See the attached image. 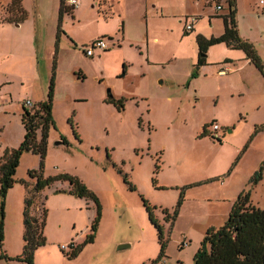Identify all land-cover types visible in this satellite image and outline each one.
I'll return each instance as SVG.
<instances>
[{
  "label": "rangeland",
  "instance_id": "obj_1",
  "mask_svg": "<svg viewBox=\"0 0 264 264\" xmlns=\"http://www.w3.org/2000/svg\"><path fill=\"white\" fill-rule=\"evenodd\" d=\"M106 1L118 11L113 9L111 19L104 16ZM106 1L100 0L102 10L99 0H83L79 19L66 13L58 41V10L53 13L38 7L36 0H24L26 29L18 27L19 22L8 27L1 20L10 16L6 7L11 0H0V156L22 142L23 103L45 100L53 75L55 123L43 162L32 152L21 156L16 182L5 201L0 264H26L5 257L23 252L26 199L37 181L31 170H41L45 177L65 173L78 177L101 206L94 242L70 259L61 247L85 241L98 214L97 203L70 193L68 182L57 181L36 194L32 213L40 216L43 206L48 209L47 243L36 251V264H194L206 231L226 222L242 190H250L251 202L264 209V173L256 185L249 182L264 163V133L250 141L256 124L264 122V74L253 62L244 64L237 57L247 59L242 49L224 43L209 47L203 69L197 64L196 37L224 32L228 0H218L223 5L220 11L216 3L204 0L150 2L168 5V14L187 11L200 20L181 42L177 19L151 17V34L162 41L156 44L150 37L149 45L144 40L143 12L150 0ZM44 4L55 5L54 0ZM236 8L239 34L254 45L264 64V5L259 0H236ZM119 13L125 16L120 25L123 20L125 43L130 44L114 53L118 47L112 46L105 51L106 60L94 62L84 52L86 40L116 32ZM31 23L36 28V54L31 58L26 51L6 52ZM228 54L235 56L231 64L239 69L221 75L219 69L225 66L219 63ZM195 70L199 74L193 77ZM110 95L116 100L123 97V107L109 103ZM214 122L222 127L221 142L211 133ZM143 199L157 207L155 216L164 225L167 247L161 258L158 230Z\"/></svg>",
  "mask_w": 264,
  "mask_h": 264
},
{
  "label": "trees",
  "instance_id": "obj_2",
  "mask_svg": "<svg viewBox=\"0 0 264 264\" xmlns=\"http://www.w3.org/2000/svg\"><path fill=\"white\" fill-rule=\"evenodd\" d=\"M230 5V13L224 16L225 29L222 35L205 37L198 34L196 37L199 46V54L197 64L201 67L207 64V52L209 47L224 43L233 49H242L247 58L255 64V66L264 74V64L259 57L254 45L240 36L235 20L237 12L236 0H228ZM10 16L3 20L9 22H22L26 18V10L23 7V0H12L6 7ZM74 6H69L67 0H61L59 10L58 25V41L62 30L63 17L66 13H73ZM122 31V30H121ZM191 32V31H190ZM190 32H185L188 35ZM126 74V71L123 75ZM199 74L197 70L192 73L195 77ZM54 97V75L51 78L50 91L48 97L41 102L34 104L33 108H27L23 105L22 123L25 128V134L22 142L17 148H6L0 156V247L5 239V201L10 188L16 182L15 174L20 164L21 156L24 152H32L42 157V162L47 154L48 136L50 129L55 125L53 119V99ZM109 103H114L118 107H123L124 98L115 99L109 96ZM118 102V103H117ZM72 125L74 123L72 120ZM217 123V122H214ZM75 130V129H74ZM204 135L206 128L204 127ZM264 131V125L256 126L254 133L251 135L250 141L259 132ZM40 132V137H39ZM222 138V137H221ZM219 139V138H217ZM221 142L222 140L219 139ZM238 156L240 159L242 153ZM237 163V162H236ZM264 173V163L255 171L250 178V184L256 185L262 178ZM230 174V172H228ZM30 176L37 179L32 193L26 199V207L24 211V247L21 255L15 258L26 264H34L35 252L47 243L45 228L47 224L48 209L43 206L40 216L32 213V209L36 203V194L41 193L46 187L51 186L57 181L68 182L70 184V193L79 197H91L98 206V214L92 224V232L87 236L85 241L80 244L70 243L71 250L64 251L66 255L72 259L77 257L86 246L95 240L98 226L101 220V206L97 197L89 191L84 182L76 176L68 173L56 176L45 177L43 172L31 170ZM220 176L217 177L219 179ZM155 182V181H154ZM192 186V185H189ZM184 199V192L179 200L177 208L180 209ZM149 219L158 230V238L161 244L160 257L165 255L167 240L165 238L164 225L155 216L156 206H152L146 199H143ZM167 221L171 217L168 210H164ZM173 217L178 216V209L173 212ZM173 218V219H174ZM174 219V220H175ZM0 257H3L2 255ZM154 261L152 264H155ZM194 264H264V209L254 205L251 202L250 190L244 189L234 201L228 219L219 226L208 228L201 242L200 248L194 255Z\"/></svg>",
  "mask_w": 264,
  "mask_h": 264
},
{
  "label": "crops",
  "instance_id": "obj_3",
  "mask_svg": "<svg viewBox=\"0 0 264 264\" xmlns=\"http://www.w3.org/2000/svg\"><path fill=\"white\" fill-rule=\"evenodd\" d=\"M12 1V0H11ZM37 1V6L38 7H40L41 9H43L44 8V6H45V9L47 10V9H49V8H51V10L53 11V13H56V10H58V13H59V10H60V3H61V0H59V2L60 3H57V6H56V0H54V6L52 5L51 7H50V5L48 4H44V0H36ZM103 1H106V0H103ZM146 1H148V0H146ZM154 0H150V1H148V3H147V5H146V8L144 9V12H143V14H145V16H146V19H147V27H146V31H145V33H144V40H147V45H149V40H150V37H152V42L153 43H156V44H159L160 43V41H162V37L161 38H159L158 36H156L155 34L152 36V34H151V31H150V29H151V26H150V19H151V17L152 18H156V17H158V18H160V19H163V20H168L169 18H174V19H177V22H178V24H180V25H182V30H183V32H182V30H181V28L179 29V33H178V36L180 37V41L182 42V41H184L185 40V38H187V37H189L191 34H188V35H186L185 34V32H188V31H186L185 30V23H186V19H187V17L189 16L188 14L190 13V12H182L181 10H179V12H177V11H174V12H172V13H170V14H168V12L165 10L166 8H168V5H166L165 7L161 4V2H157V4L156 5H150V2H153ZM11 3V2H10ZM106 3H107V1H106ZM212 4L211 3V1H209V0H204V4ZM9 4V3H8ZM23 4H24V0H23ZM44 4V5H43ZM67 4H68V1H67ZM183 4V6L185 5V3L183 2L182 3ZM69 5V4H68ZM99 5H100V7H101V9L102 10H104V8H106V11H103L104 12V16H105V18L106 19H111L112 18V16H113V14H115L116 12L115 11H113V9H115V7H114V5L113 4H109V3H107V4H105V5H107V7H104V8H102V5H101V2H100V0H99ZM104 5V6H105ZM70 6V5H69ZM82 6H83V0H79V4L75 7V9L73 10V13H72V15H73V17H76V18H80V10H81V8H82ZM223 6V5H222ZM24 7V6H23ZM56 7V8H55ZM25 9V8H24ZM56 9V10H55ZM152 9H154V11H152ZM54 10H55V12H54ZM116 10V9H115ZM117 11V10H116ZM151 12V13H150ZM42 13H43V15H45L46 14V11L44 12V10H42ZM117 13H118V11H117ZM199 17H200V14L199 13H196ZM185 15H187V16H185ZM65 16V15H64ZM213 17H214V15L212 14V13H210L209 14V21L211 22L212 20H213ZM117 18H118V21H117V27H119V25H120V22H121V19H123V18H125V16L124 15H122L121 13H119L118 15H117ZM200 20V19H199ZM63 21H64V17H63ZM1 22L3 23V24H5L6 26H8V27H10V25L11 24H13V23H15V22H9V21H4V20H1ZM163 22H166V21H163ZM199 22V21H198ZM20 23V25L18 26V27H20L21 29H26L25 28V22L24 21H22V22H19ZM124 24H125V22H124ZM124 24H123V20H122V23H121V25H120V28L119 29H117L116 30V32H110V33H107V34H103V35H101V36H98V37H90V38H88L86 41H89L88 43H86L85 42V44H84V46L85 45H87V44H89V43H91L93 40H95V39H98V38H108L109 39V41H108V44H109V49L112 47V46H117L118 48L117 49H113L112 51H111V53H114V52H117V51H119V49L120 48H124V46H126V45H128V44H130V40H127V43H125V38H124V34L126 33V32H122L121 30H123V26H124ZM58 25H59V19H58ZM62 25H63V22H62ZM197 25H198V23H196V25H195V27H194V30L193 31H195V29H196V27H197ZM164 28H165V30L167 31V32H169L170 31V28H169V26L168 25H165L164 26ZM62 30H63V28H62ZM64 31V30H63ZM202 34V33H201ZM223 34V33H222ZM221 34V35H222ZM57 35H58V33H57ZM213 36H215V35H213ZM35 37H36V28L34 27V24L33 23H31V25H29V27L27 28V30H26V33L25 34H22V35H20V36H18V37H16V40H15V42H13V44L14 45H10L9 44V46H7L5 49H6V52H9V48H10V51H12V52H15V53H19L20 51H26L27 52V54H28V57H33L34 56V54H36L35 53ZM215 37H217V36H215ZM57 38V37H56ZM242 38H244V39H247V37H242ZM248 40V39H247ZM249 41V40H248ZM57 45V44H56ZM108 50V49H107ZM105 51L106 50H99V51H96L95 52V55L92 57V58H95V60H94V62H103V60H106V59H104V57H106V53H105ZM150 51V50H149ZM208 52H209V50H208ZM258 53V52H257ZM6 55H12V54H5V56ZM259 55V54H258ZM232 57H235V56H232V55H230V54H228V56H225L224 57V60H223V62H220L219 63V66H225V67H228L229 68V71H231V72H236L239 68L238 67H235L234 65H232L231 63L232 62H234V61H236L237 59L236 58H232ZM237 57H239V59L240 60H243L244 61V64H249V61H250V59H246V60H244L245 59V55H238ZM260 57V56H259ZM261 58V57H260ZM127 60V59H126ZM198 60V59H197ZM124 65H126V64H124ZM205 67V65H203V66H201L200 67V69H203ZM228 71V72H229ZM5 83H7V82H4V84ZM41 101H44V100H40L39 102H41ZM259 125H264V122L263 123H258V124H256V126H259ZM222 128V127H221ZM264 133V131H259L258 133H257V135L255 136V138L258 136V135H260V134H263ZM254 138V139H255ZM253 186V185H252ZM243 191V190H242ZM234 203V202H233ZM233 203H232V205H233ZM232 208V207H231ZM123 246H125V245H121V247H123ZM39 249V248H38ZM37 249V250H38ZM36 250V251H37ZM35 254H36V252H35ZM34 264H36V258H35V260H34Z\"/></svg>",
  "mask_w": 264,
  "mask_h": 264
},
{
  "label": "built area",
  "instance_id": "obj_4",
  "mask_svg": "<svg viewBox=\"0 0 264 264\" xmlns=\"http://www.w3.org/2000/svg\"><path fill=\"white\" fill-rule=\"evenodd\" d=\"M67 1L70 6L76 7L79 4V0H67ZM209 1H211V3H216L217 10L220 11L223 9L222 4H219L218 0H209ZM259 3L261 5H264V0H259ZM198 20L199 19L197 16H188L185 23V30L188 32L193 31ZM108 41H109L108 38L95 39L91 43L84 46V52L86 53L87 56L93 57L96 51L109 49ZM228 71H229L228 67H221L218 73L221 75H225L228 73ZM23 105L26 106L27 108H33L34 106L32 101L29 99L26 100L23 103ZM220 130H221V126L218 123H213L211 125V133L214 137L221 138L222 135L220 133ZM61 248L67 252L71 250L70 244L63 245Z\"/></svg>",
  "mask_w": 264,
  "mask_h": 264
}]
</instances>
